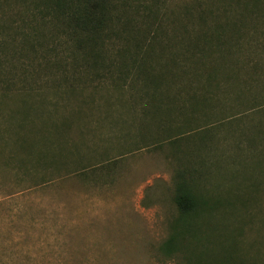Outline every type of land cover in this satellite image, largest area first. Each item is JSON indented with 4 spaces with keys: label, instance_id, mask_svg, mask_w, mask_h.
Segmentation results:
<instances>
[{
    "label": "rangeland",
    "instance_id": "obj_1",
    "mask_svg": "<svg viewBox=\"0 0 264 264\" xmlns=\"http://www.w3.org/2000/svg\"><path fill=\"white\" fill-rule=\"evenodd\" d=\"M21 1L5 9L13 35L0 30V264H183L160 246L187 146L205 159L201 194L224 201L200 219L194 248L213 261L235 243L245 264H264V0H122L109 65L88 74L21 49ZM205 38L222 41L214 55L230 53L221 75H237L185 127L190 111L166 114L165 94L185 102L204 80L181 54ZM148 48L146 69L164 78L156 100L116 77Z\"/></svg>",
    "mask_w": 264,
    "mask_h": 264
},
{
    "label": "trees",
    "instance_id": "obj_2",
    "mask_svg": "<svg viewBox=\"0 0 264 264\" xmlns=\"http://www.w3.org/2000/svg\"><path fill=\"white\" fill-rule=\"evenodd\" d=\"M22 1L25 2L23 9L28 18L19 19V23L15 27L21 31L18 41L21 49L34 53V57H36L34 59L39 65L62 67L72 63L76 65L73 66L75 69L78 66L82 73L86 72L87 74L91 73L93 68H106L109 65L106 62L105 52L114 45V36H116L118 23L121 22L119 7L124 5L122 0ZM13 3L15 0H0V10L3 11L2 15L4 16L0 30L3 32L12 31V35V22L8 24L4 22L9 18L5 9ZM12 39L15 40L16 37L12 36ZM201 40L207 47L201 48L198 41H192L190 47L192 50H186L181 54V63L184 66V63L188 62L189 67L194 68L193 72L204 75V80L194 77L197 85L191 88L192 91L185 102H178L177 99L165 94L166 114L171 111H179L183 114L190 111L183 122L185 127H191L193 124L194 119L188 116H195L202 111L203 107L215 98L216 90L227 85L222 83H231L237 75L235 72L224 75L220 73L222 64H227L230 56L228 50L214 55V44L217 46L222 41L209 38ZM0 46L4 51V42H0ZM152 52V48H148L143 57L138 53L131 54L132 68L125 66L124 62L121 63L117 66L116 70L119 71V76L116 77L122 79V83L126 79L134 80L138 84L137 87L141 88V94H148L151 99L156 100L164 78L161 73L153 74L146 69L153 66L148 60L153 55ZM138 60L139 62H137ZM178 62V58L170 60V63ZM2 67L3 62L0 58V71ZM65 72L67 71L65 70ZM168 80V73H165V85ZM0 84H2L1 80ZM176 129L173 128V130ZM165 131H172L171 118H165ZM188 131L195 133L199 142L205 141L206 132L190 129ZM170 142L171 145L176 144L175 138L170 139ZM177 148H179L178 145ZM195 150L190 146L185 148L188 166H179L174 172V201L178 209V217L171 226L170 236L161 244L160 251L167 257L183 254L185 260L183 264H245L246 262L239 258L241 256L235 243H230L227 249L222 252L221 258L213 261L206 260L205 253L208 251L203 255L202 252L194 248V243L204 240L198 227L200 219L205 216L204 214H211L224 204L221 198L206 197L199 191L197 179L205 175V159L201 157L194 160L192 153ZM177 152L179 153V149Z\"/></svg>",
    "mask_w": 264,
    "mask_h": 264
}]
</instances>
